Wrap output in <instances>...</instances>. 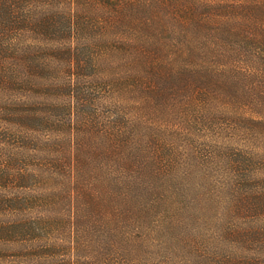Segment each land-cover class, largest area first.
<instances>
[{"label": "trees", "instance_id": "16d2710c", "mask_svg": "<svg viewBox=\"0 0 264 264\" xmlns=\"http://www.w3.org/2000/svg\"><path fill=\"white\" fill-rule=\"evenodd\" d=\"M169 28L174 51L166 57L167 42L155 41ZM239 37L264 48V0H0V90L24 93L0 105V120L14 126L0 125V264H162L141 256L140 243L151 236L148 227L142 230L149 211L139 203L128 206L135 187L151 193L146 181L138 182L145 174L159 177L156 172L176 163L172 153L166 159L165 146L146 145L142 121L113 110L110 94L118 87L117 102L127 92L142 104L166 101L184 81L191 87L200 81L209 99L218 88V96L239 103L237 77L227 76L226 69L187 79L179 71V61L182 67L194 63L195 49L202 48L200 58L225 55L224 47L231 43L236 49ZM105 51L113 58L124 55L130 66L125 82L115 73L91 80L106 63ZM183 54L189 55L181 59ZM173 79L176 85L169 84ZM142 169L148 171L137 179L134 172ZM58 177L69 182L67 192L50 184ZM104 183L110 185L105 205L113 211V225L125 222L132 232L122 234L129 236L126 241L106 243L105 255L90 260L79 255L84 245L72 228L94 213L103 222ZM262 188L252 199L259 208ZM59 203L69 207L66 214L57 212ZM80 208L83 216L73 211ZM243 216L247 225L233 229L227 240L231 247L240 245L237 250L218 258L196 254L188 264H264L263 216Z\"/></svg>", "mask_w": 264, "mask_h": 264}, {"label": "rangeland", "instance_id": "374dc122", "mask_svg": "<svg viewBox=\"0 0 264 264\" xmlns=\"http://www.w3.org/2000/svg\"><path fill=\"white\" fill-rule=\"evenodd\" d=\"M159 35L162 37L155 43L161 45L165 40L168 45L164 49L166 57L172 55L171 28L167 33ZM233 44L236 49L230 46L231 43L224 47L225 55L215 52L203 58H200L204 53L200 51L202 48L195 49L192 55L194 63L182 67L184 60L179 61L183 63L179 71L187 79L198 71L206 73L211 69H226L224 73L227 76L237 77L234 90L238 99L242 98L239 103L238 100L234 103V99L229 96L225 100L218 96V88H212L217 90L210 94L213 99H209L205 85L200 81L192 84L193 87L186 86L184 81L180 92L178 91L180 94L171 91L166 101L160 99L166 104L157 99L152 103L142 104L135 92H127L117 102L115 93L118 87L114 88L115 93L110 94L108 103L113 110L115 108L123 117L142 121L146 145L165 146L168 149L166 159L172 153L176 163L167 172H156L159 177L145 174L148 169L134 172L136 178L140 179V172L145 171L147 180L145 177L144 182L137 181L143 185L146 181L151 192L147 194L135 187V195L128 206L132 207V203L137 206L139 203L141 208L149 211L144 218L145 226L142 221V230L148 227L151 236L146 243H140V247H144L141 256L148 261L188 264L196 254H201L206 259L218 258L219 255L230 254V251L240 247H231L227 240L233 229L247 225L243 215L258 211L263 216L260 217L261 224H264V208L254 205L256 202L252 203L253 195L263 192L264 187V63L257 61L260 56L264 58V48L243 37L236 39ZM188 55L183 54L181 59ZM122 56L124 55L118 54L113 58L112 53L105 51L101 59H106V63H100L96 72L88 70L94 72L91 80L97 77L111 78L115 73L120 83L125 82L130 66L126 65ZM114 59L117 62L113 63ZM224 65L235 70L224 68ZM176 82L177 79H173L169 84L176 85ZM0 91V105L10 95L20 98L24 94L18 89ZM106 104L100 106V109ZM9 124V121L0 120V125L10 126L14 130V126ZM151 151L152 149L150 153ZM145 155L146 158L150 157V154ZM143 158L146 159L144 156ZM55 181L50 184L58 192L69 190L66 178L58 177ZM104 184L102 196L105 197L103 204L106 215L103 222L99 223L100 219L94 213L90 221L86 219V222L76 223L72 228L76 234L75 239L84 245L79 255H87L90 260H95V256L102 258L105 255L103 246L106 243L126 241L129 236L122 234L132 232L125 227V222L118 227L113 225V211L105 205L109 200L106 190L110 185ZM139 196L141 200L137 199ZM261 204L264 206V199ZM57 208L59 214H66L69 207L59 203ZM95 208L98 209L97 206ZM83 209L85 208L73 211L83 216L86 212ZM78 221L81 222V219L78 218ZM108 228L111 232L107 233ZM112 235L117 237L113 240ZM65 236L67 237V232Z\"/></svg>", "mask_w": 264, "mask_h": 264}]
</instances>
